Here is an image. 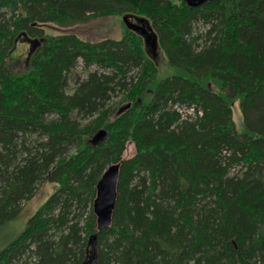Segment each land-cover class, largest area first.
<instances>
[{
  "label": "trees",
  "instance_id": "1",
  "mask_svg": "<svg viewBox=\"0 0 264 264\" xmlns=\"http://www.w3.org/2000/svg\"><path fill=\"white\" fill-rule=\"evenodd\" d=\"M174 1L0 0V232L57 185L0 264H264V0ZM120 13L151 23L171 74L125 25L120 40L47 33ZM21 38L41 45L18 74ZM118 163L99 232L96 187Z\"/></svg>",
  "mask_w": 264,
  "mask_h": 264
},
{
  "label": "rangeland",
  "instance_id": "2",
  "mask_svg": "<svg viewBox=\"0 0 264 264\" xmlns=\"http://www.w3.org/2000/svg\"><path fill=\"white\" fill-rule=\"evenodd\" d=\"M182 1L184 2V0ZM174 2H175L174 4L177 5L181 3L180 0ZM126 15L127 13H120L117 15L113 14L109 16H101L99 18H90L85 20L84 22L75 23L67 28L51 25L47 29V33L54 35L74 33L81 39L89 42H97L105 39L120 40L127 34L126 32L127 28L124 27L125 23L123 21V18ZM132 22L135 23L136 21L132 19ZM194 31L196 32V34L194 35H198L199 32L202 33L204 30H202V28L201 29L199 28V30L195 29ZM28 42H29L28 40L21 38L19 42L16 44L14 50L10 53V56L8 57L9 65L15 73L19 74L25 72L28 69V55H29ZM143 44H144V40H143ZM150 56L153 58V54H150ZM153 60H155L161 67V76H166L168 74H171V70L167 66L166 59L164 58V56H162L160 50H158L157 57L153 58ZM78 73L84 76L81 67L78 69ZM73 87L74 85L71 86V88ZM119 95L120 97H122L121 92L119 93ZM119 100L120 98L115 99L113 103H116ZM234 120L238 130H243L244 128L243 117L239 110L238 105L236 106L234 112ZM134 153H135L134 145H128L127 150L123 155V158L128 159L132 157ZM56 188L57 185L55 184H45L44 186L40 187L36 196L31 201L23 203L21 214L16 219H14L8 227H5L0 232V244H2V242H5V240L20 234L25 229L28 220L49 199V197L53 194Z\"/></svg>",
  "mask_w": 264,
  "mask_h": 264
},
{
  "label": "water",
  "instance_id": "3",
  "mask_svg": "<svg viewBox=\"0 0 264 264\" xmlns=\"http://www.w3.org/2000/svg\"><path fill=\"white\" fill-rule=\"evenodd\" d=\"M188 7L199 8L205 4L212 2L214 0H184ZM133 15L127 14L124 16L123 21L128 28V30L140 35L145 44V50L147 54H153V58L157 57L159 49V39L157 34L154 32L149 21L144 18L136 17V22H132ZM41 45L39 40H33L31 42V52L30 55ZM131 107L128 104L123 107L120 112ZM108 132L106 130H100L95 137L92 139L93 145H98L107 137ZM121 174V164L111 165L103 174L101 179L97 184V197L94 201L93 210L94 215L97 218L98 231L101 232L105 229L110 228L112 225L113 214L116 208L118 199V184ZM96 237L93 240V247L96 246ZM89 264H97L95 255L89 261Z\"/></svg>",
  "mask_w": 264,
  "mask_h": 264
},
{
  "label": "flooded vegetation",
  "instance_id": "4",
  "mask_svg": "<svg viewBox=\"0 0 264 264\" xmlns=\"http://www.w3.org/2000/svg\"><path fill=\"white\" fill-rule=\"evenodd\" d=\"M184 2H185V1H184ZM185 3H186V2H185ZM132 15H133V14H132ZM136 17H137L136 15H133V18H132V19H133L134 21H136ZM158 39H159V38H158ZM27 40L29 41V42H28V46H29V53H28L29 55H28V58H29V56H30V52H31V49H32L31 42H32V40H34V39L31 38V39H27Z\"/></svg>",
  "mask_w": 264,
  "mask_h": 264
}]
</instances>
